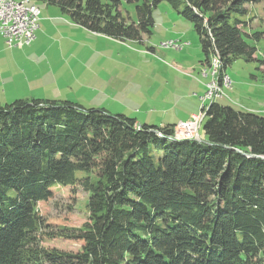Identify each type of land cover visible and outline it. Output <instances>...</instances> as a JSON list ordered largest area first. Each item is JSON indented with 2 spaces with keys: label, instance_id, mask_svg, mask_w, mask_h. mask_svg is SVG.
<instances>
[{
  "label": "trees",
  "instance_id": "trees-1",
  "mask_svg": "<svg viewBox=\"0 0 264 264\" xmlns=\"http://www.w3.org/2000/svg\"><path fill=\"white\" fill-rule=\"evenodd\" d=\"M125 1L137 21L121 0H31L91 32L143 41L163 0ZM169 2L193 22L204 66L218 59L225 72L256 59L243 27L247 5L264 0ZM203 111L198 141L172 138L175 124L70 101L0 103V264H264V116L219 100ZM60 186L88 194L87 220L58 233L80 241L77 251L40 241L47 222L38 205Z\"/></svg>",
  "mask_w": 264,
  "mask_h": 264
},
{
  "label": "rangeland",
  "instance_id": "rangeland-1",
  "mask_svg": "<svg viewBox=\"0 0 264 264\" xmlns=\"http://www.w3.org/2000/svg\"><path fill=\"white\" fill-rule=\"evenodd\" d=\"M121 1L123 15L137 21L136 5ZM36 4L39 27L36 39L25 47L28 54H2L1 104L12 98L5 96L6 91L8 96L20 93L23 98L70 101L162 126L204 115L201 98L212 78L225 73V94L218 100L264 116V63L260 61L264 60V4L247 5L251 13L243 27L253 37L247 39L257 47L256 59L238 58L225 72L212 58L209 66L202 64L205 58L193 22L182 17L169 0L153 9L155 25L143 41H121L91 32L71 22L59 7ZM203 120H197L201 129ZM87 200L81 186H60L53 198L39 203V213L47 222L40 237L44 247L81 248L80 241L58 233L61 228L76 230L83 225L88 218Z\"/></svg>",
  "mask_w": 264,
  "mask_h": 264
},
{
  "label": "built area",
  "instance_id": "built-area-1",
  "mask_svg": "<svg viewBox=\"0 0 264 264\" xmlns=\"http://www.w3.org/2000/svg\"><path fill=\"white\" fill-rule=\"evenodd\" d=\"M22 1L0 0V33L11 48L32 44L36 39V31L39 27L40 12L35 9L28 15L16 14V6L21 5ZM213 81L214 77L208 84L206 96L201 98L202 108H209V104L218 100V97L213 93ZM197 120H203V114L177 122L173 127V132H179L180 138L197 137L202 133V130H197Z\"/></svg>",
  "mask_w": 264,
  "mask_h": 264
},
{
  "label": "bare ground",
  "instance_id": "bare-ground-1",
  "mask_svg": "<svg viewBox=\"0 0 264 264\" xmlns=\"http://www.w3.org/2000/svg\"><path fill=\"white\" fill-rule=\"evenodd\" d=\"M33 9H35L37 12H40V8L38 7L37 4L32 3L31 0H23L21 5H17L16 6V14L28 15V13H30V12L33 11ZM214 62H217V64H218V59H215ZM227 78H229V77L227 76ZM218 79H217V76H214L213 93H215V95L218 98H221L225 94L224 93L225 90H223V87H226V83L228 82V79H226V77L224 76V78L222 80V83H219ZM229 80L231 81L230 78H229ZM207 90H208V88H207ZM197 130H200V121H197ZM174 133H175V136L177 138H180L179 132H174ZM183 138H190V139H192V138H195V137H183Z\"/></svg>",
  "mask_w": 264,
  "mask_h": 264
},
{
  "label": "crops",
  "instance_id": "crops-1",
  "mask_svg": "<svg viewBox=\"0 0 264 264\" xmlns=\"http://www.w3.org/2000/svg\"><path fill=\"white\" fill-rule=\"evenodd\" d=\"M6 40H5V37L0 33V60L2 59V54H4V55H7V54H14V55H16V52H20L21 53V56H24V55H26V54H28V52H27V50L25 49V47H27V46H30V45H26V46H21V47H12L11 48V50L9 49V48H7V43H4ZM16 48V49H15ZM5 96H7V98H10V97H12L11 99H6L5 100V103H10V102H12V101H14V100H16V99H21V98H23V97H25V95H23V96H19V94L20 93H16V94H12L11 96H8V94L6 93V91H5ZM26 98H28V97H26ZM31 97H29V99H30ZM40 99V98H39ZM192 115V113L190 112V113H187L186 115H185V118H188V117H190ZM137 120V119H136ZM137 122H138V120H137ZM139 124H142V123H140V122H138ZM176 122H170V123H167L166 125H168V124H175ZM162 126H165L164 124L162 125ZM203 129H202V134H204L203 133Z\"/></svg>",
  "mask_w": 264,
  "mask_h": 264
},
{
  "label": "water",
  "instance_id": "water-1",
  "mask_svg": "<svg viewBox=\"0 0 264 264\" xmlns=\"http://www.w3.org/2000/svg\"><path fill=\"white\" fill-rule=\"evenodd\" d=\"M203 133L204 134H199V136H197V137H195V138H192V139H196V140H198V141H203V140H205V131H203ZM172 136V138H177L176 136H175V133L173 132V134L171 135ZM178 139H183V138H178Z\"/></svg>",
  "mask_w": 264,
  "mask_h": 264
}]
</instances>
